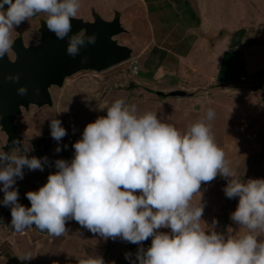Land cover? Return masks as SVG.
<instances>
[{"label":"clouds","instance_id":"9594fccd","mask_svg":"<svg viewBox=\"0 0 264 264\" xmlns=\"http://www.w3.org/2000/svg\"><path fill=\"white\" fill-rule=\"evenodd\" d=\"M80 6L81 0H0V58L8 53L13 58L12 32L38 13L46 14L43 26L58 39L67 38L66 52L75 58L86 45V32L70 35L71 20ZM95 42V33L87 36V44ZM132 61L137 60L132 57L119 65L129 63V74L138 77L140 67L136 75L129 70ZM84 72L98 77L107 71ZM4 79L18 83L20 74H6ZM126 85L127 81L125 85L114 83L104 90ZM39 91L33 89L36 95ZM27 92L25 86L17 88L20 96ZM215 115L210 107L204 118L181 131L158 118L155 111L141 114L125 98L116 99L105 116L85 126L72 145L71 160H56V171L48 175L47 182L26 193L30 207L18 201L17 180L23 179L25 168L43 171L48 158L35 157L34 150L28 155L19 148L5 152L7 135L0 128L6 135L0 148V205L10 207L12 230L19 233L35 226L60 237L72 219L104 239L119 237L142 245L151 238V245L147 249L141 246L136 253L139 264H264V240L258 239L264 236V179L243 181L232 171L212 130ZM50 129L57 142L67 134L60 119H52ZM55 151H61L59 143ZM218 175L229 178L226 197L239 198L230 218L243 233L232 234L229 228L226 236L216 230V220L211 226L202 220L201 184ZM196 194L200 200L193 205ZM202 221L208 227H202ZM162 228L169 231H159ZM32 257L25 253L18 258ZM125 258L131 260V254L126 253ZM79 264H105V260L100 255L88 256Z\"/></svg>","mask_w":264,"mask_h":264},{"label":"crops","instance_id":"0c3cea01","mask_svg":"<svg viewBox=\"0 0 264 264\" xmlns=\"http://www.w3.org/2000/svg\"><path fill=\"white\" fill-rule=\"evenodd\" d=\"M114 1L115 4L120 2L123 8V1L126 0ZM137 2L141 7L142 15L140 20L136 19L134 22L131 20L136 13L134 6L131 7L133 11L131 18H127L129 21L125 20L126 12L117 6H115L116 12L109 17L98 13L96 15L106 21L114 20L117 14L120 16L121 24L126 30V33L121 35L127 34L133 42L129 45L121 44L133 50L132 57L139 63L144 78L140 79L139 73L138 80L131 85L127 80H124L127 81V85L123 88L98 89V92L92 95H89L90 91L88 92V87L84 83H81L82 86H76L81 94L74 93L73 96L68 97L70 102L76 101V104L73 103L76 108L71 119L72 122L69 120L70 118H67L62 123L67 132L66 136L59 142L53 139L44 154L49 161L47 170H38L39 177L35 181L38 180L30 186L22 187L19 192L18 201L25 207L30 202L26 193L36 191L34 188L36 185L38 188L47 182L48 175L56 171L55 161L58 159L71 160L73 157L74 148L72 145L81 138L85 128L82 126L89 123L87 119H82L83 113L89 112L93 116L92 122H94L99 116H105L106 108L119 98H125L129 103L135 104L141 114L148 111L151 105L157 104L161 107H159V114L163 121H167L166 115H173V111L177 112L176 115L174 114L175 118L168 119L175 121L177 118L181 119V114H189L193 111L189 104L192 101L200 99L201 103L198 107L201 112H205L208 108H212L216 102L222 103L223 106V101L226 98L235 104L233 100L237 97L233 96H238V98L242 96L243 98L240 99L253 97V104L248 109L240 107V105H236L232 109L233 118L238 121L243 118V124L249 125V135L252 134V123H257L256 117H260L264 112V103H262L264 100L259 99L264 97V26H258L252 21L256 19L257 12L261 11L260 4L264 8V0H239L237 7L240 8L238 10L242 11L243 18L248 15L251 17L252 12V21H247V23L242 21L235 27L228 23L224 15L225 10L223 13L218 3L213 2L210 5L208 0H137ZM235 2L237 3V1ZM139 5H137L138 8ZM86 7L89 8L90 5ZM137 16L139 17V15ZM82 19L84 18L82 17ZM84 20L89 21L90 19ZM36 30L40 31V28ZM30 31L32 32L31 29ZM240 31L244 33L242 42L239 47L232 48L233 37ZM140 32L144 33L145 37H142ZM38 33L40 38L41 33ZM136 43L137 45L134 46ZM26 45L29 46L32 43L29 42ZM125 78L124 76L119 81H123ZM124 81L119 83L125 85ZM88 86L91 85L88 84ZM147 91L150 92L149 94H154L155 97H146L144 94ZM174 91H182L186 95L170 97L169 94ZM221 91L230 96L225 94H221V96ZM158 92H162L164 95L160 96L157 94ZM83 94L85 98L82 99ZM97 94L100 95L96 96ZM169 101H175V107L172 105L175 108L173 111L168 107L171 105ZM240 104L247 103L243 101ZM262 110L263 112H260ZM246 116L248 122L245 121ZM79 122L80 124L77 126ZM169 123L171 122L169 121ZM234 123L242 124V122ZM42 137L52 138L51 134ZM58 143L61 148L60 152L55 151ZM261 147L256 161L244 162L249 167L248 170L244 168L246 171L242 170L236 173L243 181L264 179V145ZM238 150L246 151L240 146H238ZM204 184L203 186L206 188L201 189L206 202L203 203L207 209H205L206 212H203L202 220L209 226L212 225L213 220H216V230L223 232L226 236L229 234V228L233 230L232 234L238 231L243 233L244 229H240V226L230 218L231 213L237 207L239 198L226 197L224 193L227 184L226 178L218 175L212 181ZM2 199L3 194L0 192V200ZM226 203L229 205L228 208H231L230 212H223ZM203 221L201 222L202 227H208ZM8 222L11 223L10 207L0 205V223L4 225ZM65 226L67 231L60 237L41 232L35 226L30 227L29 230L26 229L20 233L15 243L0 249V264H79L80 260L96 255L102 256L105 264H131L132 261L139 264V261L136 260L137 251L141 246L147 249L151 245V238L142 242V245L124 241L119 237L104 239L72 219H69ZM10 228L11 224L7 230ZM34 231L43 237L46 236L47 240L44 238L35 239L32 236ZM159 231L167 232L169 229L162 228ZM5 236L9 237V233ZM258 239L264 240V236ZM104 244H106V251L101 254L98 252L99 247ZM46 247L54 252L53 256L47 254ZM27 250L32 252L33 257L30 260H20L18 257L27 253ZM126 253L131 254V260L125 258Z\"/></svg>","mask_w":264,"mask_h":264},{"label":"rangeland","instance_id":"374dc122","mask_svg":"<svg viewBox=\"0 0 264 264\" xmlns=\"http://www.w3.org/2000/svg\"><path fill=\"white\" fill-rule=\"evenodd\" d=\"M208 1H209L210 5L213 2L218 3L219 8H222L223 13L225 10L224 15H225L226 19L228 20V23L234 25L233 27L239 25L242 21H244L245 23H247V21H252L251 20L252 19L251 17L253 14L252 12H251V17L248 15V16L243 18L242 11L238 10L240 8V7H237V5H239V3H238L239 0H208ZM235 1H237L238 4ZM115 3L116 2L114 0H81V6H80V9H79L76 17L77 18L83 17L84 19L88 18V20L90 19L91 21H93V18H95V16H97L96 13L104 15L105 17H109L116 12L117 9L115 8V6H117V8L119 7V8H121L122 11L126 12L127 16H126L125 20L129 21V19H127V18H131V14L133 12L131 10V7L134 6L135 7L134 12H136V13L133 15L131 20H132V22H134V20H136V19L140 20L142 12H141V7L138 4L137 0L123 1V4H124L123 8L120 5V2L119 3L117 2L118 4H115ZM87 5L88 6L90 5V7L87 8L86 7ZM137 5H139V8L137 7ZM259 7H260L261 11L257 12L256 19L255 20L253 19L252 22L257 24L258 26H261V25L264 26V22H263L264 21V8H263L262 4H260ZM137 15H139V17ZM32 22H34V24H32ZM45 23H46V14H44V13H38L37 16L35 15L28 22L22 23L11 34L13 44L16 41V39L19 37L24 38V40L26 39L25 42L27 44L29 42L32 44H35L36 41L39 40V33L38 32L41 31V27ZM37 28H40V31H37L36 30ZM128 28H129V25H128ZM30 29L32 30V32L30 31ZM234 31H237V30H234ZM140 35L142 37H145L144 33L140 32ZM118 40H119L120 44L121 43L127 44V45L133 44L131 38H129L127 34H125L123 36L122 35L119 36ZM136 45H137V43L134 46H136ZM128 64L129 63H125L122 65L116 66L112 69H109V70H107V72H105L104 74H102L98 77H95L94 76L95 74L91 73V72L79 73V74L73 76L72 78H69L68 80H66L67 82L65 83L63 88H58V87L52 88V96H53V100H54V106L53 107L46 106L43 108H38V107L33 106L29 111H26L24 109L22 116L19 117L17 120V124L19 125V131H20V133L24 139L23 143H24L27 151L32 152V150H33L32 146H31L32 143L39 141L43 135L51 133L50 122L52 119H60L61 122L64 123L67 120V118H70L69 120H71L73 118V115L75 114L74 113L75 108H76L75 106H73V103L76 104V101L70 102V99L68 100V97L73 96L74 93L81 94L78 91V88L76 86H79V85L82 86L81 83H84L88 87L87 88L88 92L90 91L89 95H92V94L98 92L97 91L98 88L104 90L106 88L105 87L106 85L108 86V85H111L114 83L123 82L124 80H127L129 85L136 82V80H138L137 79L138 77H133L129 74ZM124 76L126 78L123 79V81H119V80H122V78ZM145 76L149 77L147 75H145ZM141 78H144V75L140 71V79ZM95 80H97L101 84L95 83ZM88 84H90L91 86L89 87ZM82 93H84V92H82ZM140 93H142V92H140ZM147 93L144 94L146 97H150V98L155 97L154 94H149L150 93L149 91H147ZM84 94L81 97L82 99L85 98L86 94L85 95ZM221 94H225V93H222V91H221L220 95ZM225 95H227V93ZM227 96H230V95H227ZM224 97L226 98V96H224ZM233 97L234 98L237 97L235 100H233L235 104H233L232 102H229L227 100V98L225 99V101H223L224 102L223 106L221 105L222 103L216 102V104L212 107L215 110L216 115H215L214 120L211 122V124H212V130H213L216 142L225 152L226 160L228 161L229 167L236 174L242 170H245V169L248 170L249 167L245 165V163H244L245 161H256L258 159V155L260 154V152H261L260 150L262 148L261 146L264 145V112H263V110L260 111L263 113L260 115V117H256V120H258V122L252 123V134L249 135V133H250L249 132V125L243 124V118L240 121L234 119L232 116V113H233L232 109L236 105H238V106L240 105V107H245V109L246 108L248 109L253 104V97H250L249 99H240V98H243L242 96H240V98H238V96H233ZM259 99L264 100V97H261ZM242 100L244 101V103H247V104H240V103H243ZM174 102L169 101V104H171V105H168V107L172 109L171 111H173V109H175L174 108L175 107ZM200 103H201L200 99L198 101L189 102V104L191 105V107L193 109V111L191 113H189V114L183 113V115L181 114V119L177 118L175 121L173 119L168 120L170 117L175 118V115L177 112L173 111V115H171V114L166 115L167 121H165V122L169 123V121H170L171 124H173L175 127H177V129H179L181 131H186L187 128L192 123H194V122L205 117L207 111H205V112L200 111L201 109H200V107H198V106H200ZM262 103H264V101H262ZM159 107L160 106H158L157 104L151 105V107L148 111L157 112L158 118H161L162 116L159 114V110L161 107L160 108ZM188 107H189V105L187 104V108ZM258 108L260 109V107H258ZM83 114L84 115H83L82 119H85V120L87 119L89 123L92 122L93 116L90 115L89 112H85ZM245 121L248 122L247 116H246ZM71 122H72V120H71ZM234 122H236V123L242 122V124H235ZM86 123H87V121H86ZM79 124H80V122L77 123V126ZM256 124H260V125H256ZM255 126L257 127L256 129H255ZM84 127H85V125L82 126V128H84ZM214 127H215V129H214ZM78 133H81V132H78ZM5 142H6V135L0 130V148H2V146L5 145ZM238 146H240V148H242V149L245 148L246 151L238 150ZM14 152H16V150H14ZM240 166H241V168L238 169ZM38 170L39 169H37L36 171L35 170L29 171L27 168L24 169L23 179L22 180L18 179L17 183H16V188L19 189L18 192L21 191L22 187L25 188V186H30L38 180L37 179L35 181V179L39 177ZM228 179L229 178H226V182L228 181ZM203 185H205V184L202 182L199 191L201 193L202 202H205L201 188H206V187ZM34 188H35V190H37L38 189L37 185ZM2 194H3V192H2ZM199 200H200V194H196L193 197L192 204L193 205L197 204L199 202ZM228 206H229L228 203H226V205H224L225 211H223V212H230L231 208H228ZM205 209H207L206 205L204 207V212H206ZM225 214H227V213H225ZM225 216H227V215H225ZM10 224H11L10 222H8L6 224L4 223V225L3 224L1 225V223H0V249H2V247L6 246V245H12L11 243H15L17 241L20 233H21V232H19V233L14 232L12 230V228L7 230L10 227ZM2 226H4V227H2ZM29 229L30 228H28L27 230H29ZM7 233H9V237L5 236V234H7ZM32 236H34L35 239L36 238L37 239L44 238V240H47L46 236L43 237L42 235H39V233H35V231L33 232ZM44 242L49 243L48 241H44ZM105 245L106 244L99 247V251H98L99 253L102 254L103 251H106ZM26 252L31 253V255H32L31 251L27 250ZM46 252L50 256L54 255V252L50 251L49 247H46Z\"/></svg>","mask_w":264,"mask_h":264},{"label":"water","instance_id":"95a60500","mask_svg":"<svg viewBox=\"0 0 264 264\" xmlns=\"http://www.w3.org/2000/svg\"><path fill=\"white\" fill-rule=\"evenodd\" d=\"M71 24L70 35L86 32V45L75 58L66 52L67 38L58 39L46 25L42 27L41 37L36 44L28 46L24 38L19 37L11 49L13 58L9 53L0 58V128L7 135V143L3 148L5 152L19 148L25 149L24 154L28 155L16 121L22 116L24 109L29 111L33 106L53 107L52 88H63L66 80L81 72L103 73L132 58L133 50L120 44L118 40L121 34L126 33L120 16H116L112 21H106L101 16H97L93 21L75 17L71 20ZM93 33L96 34L95 44H87V36ZM243 35L242 31L235 34L232 48L241 44ZM82 58H84L83 63ZM16 73L20 74L18 83L5 81L6 74ZM21 86L28 89L24 96L17 94V88ZM36 87L40 90L38 95L33 92ZM157 94L164 95L162 92ZM185 95L186 93L182 91L169 94L170 97ZM13 141H16V144H13ZM52 142L53 138H42L33 142L34 156L42 158ZM44 169L47 170V164ZM27 206H31L30 202Z\"/></svg>","mask_w":264,"mask_h":264},{"label":"built area","instance_id":"2783aa9c","mask_svg":"<svg viewBox=\"0 0 264 264\" xmlns=\"http://www.w3.org/2000/svg\"><path fill=\"white\" fill-rule=\"evenodd\" d=\"M129 70L131 71L132 74L136 75L139 72V65L137 61H132Z\"/></svg>","mask_w":264,"mask_h":264},{"label":"flooded vegetation","instance_id":"af4514ba","mask_svg":"<svg viewBox=\"0 0 264 264\" xmlns=\"http://www.w3.org/2000/svg\"><path fill=\"white\" fill-rule=\"evenodd\" d=\"M3 147V146H2ZM43 147V146H42ZM14 150L18 151V148H15Z\"/></svg>","mask_w":264,"mask_h":264},{"label":"trees","instance_id":"16d2710c","mask_svg":"<svg viewBox=\"0 0 264 264\" xmlns=\"http://www.w3.org/2000/svg\"><path fill=\"white\" fill-rule=\"evenodd\" d=\"M117 16H119V15H117Z\"/></svg>","mask_w":264,"mask_h":264}]
</instances>
